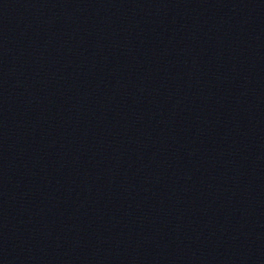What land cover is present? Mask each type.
<instances>
[{
    "label": "water",
    "instance_id": "95a60500",
    "mask_svg": "<svg viewBox=\"0 0 264 264\" xmlns=\"http://www.w3.org/2000/svg\"><path fill=\"white\" fill-rule=\"evenodd\" d=\"M0 264H264V0H0Z\"/></svg>",
    "mask_w": 264,
    "mask_h": 264
}]
</instances>
